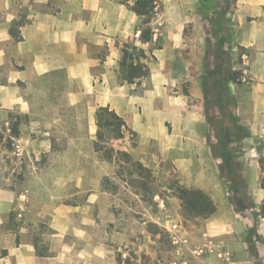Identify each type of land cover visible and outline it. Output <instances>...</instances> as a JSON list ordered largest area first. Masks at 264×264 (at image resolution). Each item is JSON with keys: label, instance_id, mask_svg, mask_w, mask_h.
<instances>
[{"label": "crops", "instance_id": "crops-1", "mask_svg": "<svg viewBox=\"0 0 264 264\" xmlns=\"http://www.w3.org/2000/svg\"><path fill=\"white\" fill-rule=\"evenodd\" d=\"M224 3L161 0L163 22L144 43L137 15L120 0H0V264H53L56 254L41 252L39 216L48 215L53 239L69 231L72 214L87 216L94 207L98 194L93 191L77 204L47 193L37 207L35 193L14 184L24 173L1 171L11 161L20 169L46 165L54 149V116L61 115L60 106L72 104L86 111V145L92 151L96 108L109 105L137 133L136 153L154 145L160 160L172 164L180 185L212 199L214 212L195 217L208 245L198 258L201 264H264V216L250 235L253 209L238 211L230 202L222 161L212 150L218 138L206 118L203 95L213 66L211 43L223 39L222 48L243 77L228 81L226 89L234 101L231 112L246 131L235 142L237 161L258 211L264 201V0H230L219 22L212 23ZM129 41L144 49L147 58L141 61L149 67L148 75L133 83L123 81L118 71ZM243 51L249 54L246 64ZM55 83L61 85L57 95L48 91ZM17 117L18 135L10 136ZM9 137L11 149L4 145ZM78 178L81 186L84 177ZM163 202L178 225L180 198L170 193ZM91 248L102 251L98 245Z\"/></svg>", "mask_w": 264, "mask_h": 264}, {"label": "rangeland", "instance_id": "rangeland-1", "mask_svg": "<svg viewBox=\"0 0 264 264\" xmlns=\"http://www.w3.org/2000/svg\"><path fill=\"white\" fill-rule=\"evenodd\" d=\"M157 11L151 22L155 31L164 19L161 0ZM138 25L141 27V22ZM211 45L210 56L213 60L216 43ZM222 63V69L230 67L234 70L230 54L223 58ZM222 74L221 71L217 76L207 79L208 94L207 99L204 97V109L210 124V120L219 124L224 113L232 110V103L226 98L223 99V105L219 103L216 80ZM182 89L185 90V86ZM60 90L59 83L48 89L49 93L56 95ZM59 110L61 115L54 116L56 120L51 136L54 149L47 154L48 163L41 168L32 167L29 163L20 169L19 163L11 161L10 165L5 166L6 169H1L9 171L16 168V171L24 173L15 179L14 184L18 189L29 188L34 192L35 199H32L37 207L47 193L49 196H61L59 199L72 204L84 202L89 191L98 194L87 216L79 212L72 214L70 229L63 236L56 235L52 239L48 215L39 216L40 232L37 238L42 242L41 252L56 254L53 264H201L198 258L208 251V245L200 238V222L181 216V222L174 225L176 218L169 211L172 208H165L163 202L169 194V187L176 180L172 164L160 160L154 145L150 144L145 153H136L129 146L128 139L119 141L115 146L127 147L134 158H143L144 165L153 171V192L145 197L133 193L126 197L123 194L124 183L118 179H114L117 190L113 193L107 191L101 182L104 176L111 177L114 165L107 161L105 163L86 145V111L81 105L75 104L60 106ZM2 154L9 155L7 158L12 160L16 157L13 153ZM81 174L84 179L78 186ZM47 189H51V193L46 192ZM94 245L101 246L102 251L95 252L91 248Z\"/></svg>", "mask_w": 264, "mask_h": 264}, {"label": "trees", "instance_id": "trees-1", "mask_svg": "<svg viewBox=\"0 0 264 264\" xmlns=\"http://www.w3.org/2000/svg\"><path fill=\"white\" fill-rule=\"evenodd\" d=\"M131 9L138 17L142 26L139 30V40L141 42H151L155 33V27L151 25L152 19L157 14L159 0H120ZM230 5V0H225L222 8L212 17V23L217 24ZM15 35V31L12 30ZM223 39L218 40L215 47V56L213 58V66L207 71L203 81L204 97L207 99L208 85L207 79L217 76L221 71L220 78L216 80L218 87L219 103H223V99L231 101L233 98L228 94L226 83L228 81H237L239 72L231 70L230 67L222 69L223 58L229 57V52L222 48ZM136 50L137 52H134ZM152 57H154L152 55ZM147 54L143 48H138L134 43H124L122 47L121 59L119 61L118 71L120 78L128 83L138 81L149 73V67L142 59H146ZM226 70V71H225ZM224 71V72H223ZM223 108V107H222ZM18 119L13 121L10 127V136L18 135ZM212 127L217 135V142L212 146L214 154L222 161L221 173L224 181L227 183L230 192V202L238 211L244 209H253L254 226L250 229V235L256 234V223L259 216H264V201L260 209H254V203L246 193V184L239 172V162L237 161L238 149L235 142H238L246 131L236 122L231 111L224 113L223 118L216 124L214 120H210ZM96 135L93 141V149L103 161L110 162L114 165V171L110 176H104L101 182L102 187L107 190H117L114 179L121 180L124 183L123 194L128 197L129 193L145 197L153 192V183L155 176L153 171L144 165V163L133 157L127 147L115 146L119 141L128 139L129 146L132 148L137 146V133L130 129L123 119L109 105L98 106L95 111ZM2 135L0 134V141ZM11 138H7L5 146L12 148ZM264 188V181L262 182ZM169 194L177 195L181 200L182 217L189 219L195 217H207L215 210V204L212 199L197 188H189L180 185L178 179L173 181L169 187ZM126 201H128L125 198Z\"/></svg>", "mask_w": 264, "mask_h": 264}, {"label": "built area", "instance_id": "built-area-1", "mask_svg": "<svg viewBox=\"0 0 264 264\" xmlns=\"http://www.w3.org/2000/svg\"><path fill=\"white\" fill-rule=\"evenodd\" d=\"M240 57H241L242 62H243L244 64H246V63H247V60H248V57H249V54H248L246 51H243V52L241 53ZM242 78H243V77H242V75L240 74L238 79L240 80V79H242Z\"/></svg>", "mask_w": 264, "mask_h": 264}]
</instances>
